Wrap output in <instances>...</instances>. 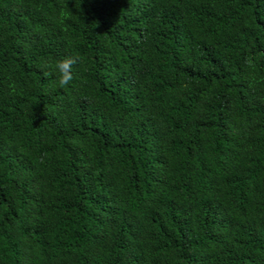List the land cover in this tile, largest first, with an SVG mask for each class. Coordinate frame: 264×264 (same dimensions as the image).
Segmentation results:
<instances>
[{
  "label": "trees",
  "instance_id": "16d2710c",
  "mask_svg": "<svg viewBox=\"0 0 264 264\" xmlns=\"http://www.w3.org/2000/svg\"><path fill=\"white\" fill-rule=\"evenodd\" d=\"M0 264H264V0H0Z\"/></svg>",
  "mask_w": 264,
  "mask_h": 264
}]
</instances>
